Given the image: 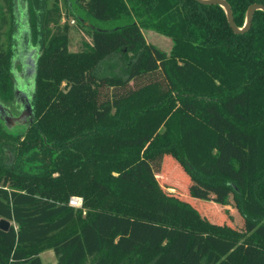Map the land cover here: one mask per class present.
I'll list each match as a JSON object with an SVG mask.
<instances>
[{
    "label": "trees",
    "instance_id": "obj_1",
    "mask_svg": "<svg viewBox=\"0 0 264 264\" xmlns=\"http://www.w3.org/2000/svg\"><path fill=\"white\" fill-rule=\"evenodd\" d=\"M226 1L238 28L253 4L264 5ZM65 4L95 44L69 49L60 0H0V102L13 119L0 115V220L12 223L0 229V264H43L48 248L55 264H264V10L236 32L220 4L200 0ZM23 14L38 49L27 114L14 73ZM140 30L170 37L171 50L140 42ZM234 102L244 116L228 109ZM186 104L214 108L233 128L231 142L245 139L244 182L217 157L218 129ZM162 120L147 144L131 143L142 124ZM168 155L193 180L231 191L247 233L160 185L152 204L96 183L116 186L115 173L142 159L160 173Z\"/></svg>",
    "mask_w": 264,
    "mask_h": 264
},
{
    "label": "rangeland",
    "instance_id": "obj_2",
    "mask_svg": "<svg viewBox=\"0 0 264 264\" xmlns=\"http://www.w3.org/2000/svg\"><path fill=\"white\" fill-rule=\"evenodd\" d=\"M69 5H72L73 0H67ZM21 2V0H19ZM63 17L61 24L65 23L70 26V46L71 51H78L88 44H95V37L89 34L86 28L81 27L78 21L68 15V9L65 4V0H60ZM75 11L80 15L81 20L87 22V16L78 7H73ZM22 12V9L20 10ZM21 17V18H20ZM22 20L19 33L17 34V54L15 64V76H16V93L17 98L23 103L25 109L24 113H30L31 111V96L34 87V67L33 63L38 57V49L30 44L27 37V29L25 25L26 15L20 16ZM95 25L96 22L90 21ZM9 31V27L6 28ZM8 31L6 33H8ZM139 36L140 42L150 43L162 50L169 52L172 47V40L170 37L159 34L153 30H140ZM3 42L8 43L7 35L3 36ZM117 45V43H116ZM111 49V46L106 47ZM66 87V84H63ZM234 102L228 108L232 113L235 112L236 104ZM1 104V103H0ZM2 105V104H1ZM184 104H182L183 106ZM190 112L198 115L199 117L207 120L211 125L218 129L221 141L217 151V157H220V163L225 161L230 166V170L235 174L241 182H244V174L242 170V159L244 157L245 139L239 137L236 143L233 144L231 139L234 133L233 128L227 125L223 119L216 113L215 109H199L198 107L190 104L184 106ZM5 106H0V115L3 120L11 125L12 122L4 118L8 115L5 112ZM237 116H244L243 113L235 112ZM10 116V115H8ZM25 126L29 122V118H24L21 121ZM164 120L153 124H142L135 133L140 134V137L131 143H143L147 144L154 134L163 128ZM228 143V144H227ZM222 155H221V154ZM220 154V155H219ZM213 161L211 159L208 163V168H213ZM233 166V169L231 168ZM120 177V181L116 186L107 184L105 182L97 180L96 183L101 189L114 192L125 197L135 199L141 202L154 204L157 200L156 185H160L164 191L176 195L182 199H186L192 202L202 213L203 216L210 218L212 222L218 224H227L233 228L239 229L242 232L247 233L245 229V220L240 214L236 202L233 197V193L226 188H215L205 184H201L192 178L183 170L181 165L171 156H166L162 171L156 173L153 171L150 164L142 159L134 167L127 170L124 173H115ZM216 196V197H214ZM43 264H55L57 262V256L53 249L48 248L41 253Z\"/></svg>",
    "mask_w": 264,
    "mask_h": 264
},
{
    "label": "water",
    "instance_id": "obj_3",
    "mask_svg": "<svg viewBox=\"0 0 264 264\" xmlns=\"http://www.w3.org/2000/svg\"><path fill=\"white\" fill-rule=\"evenodd\" d=\"M200 1H202V2H204V3L220 4V5L226 10V13H227L228 18H229L230 23H231V26L233 27V29H234L236 32H244V31H246V30L250 27V25H251V22H252V19H253V15H254L255 11H256V10H264V5H262V4H257V3L253 4V5L250 7V9H249V11H248V13H247L246 23H245L244 27H242V28H238V27L235 25V23H234V19H233V15H232L231 7H230V5L227 3L226 0H200ZM33 67H34V73H35V71H36V60H35L34 63H33ZM16 82H17V81H16ZM16 84H17V83H16ZM16 95H18V93H16ZM31 97H32V96H31ZM0 103H1V102H0ZM1 104H2V103H1ZM1 104H0V106L3 107L4 105H3V104L1 105ZM5 112H7V109H6V108H5ZM30 112H31V111H30ZM7 114L10 115L8 112H7ZM8 115H5L4 118H5L6 120H9V119H10V121L13 122V119H12L11 115H10V116H8ZM11 224H12V223H11L9 220H7V219H5V218H2V219L0 220V229H2V230H4V231H7V230L10 228Z\"/></svg>",
    "mask_w": 264,
    "mask_h": 264
},
{
    "label": "built area",
    "instance_id": "obj_4",
    "mask_svg": "<svg viewBox=\"0 0 264 264\" xmlns=\"http://www.w3.org/2000/svg\"><path fill=\"white\" fill-rule=\"evenodd\" d=\"M69 203L73 207L80 208L83 205V198L80 196H72Z\"/></svg>",
    "mask_w": 264,
    "mask_h": 264
},
{
    "label": "flooded vegetation",
    "instance_id": "obj_5",
    "mask_svg": "<svg viewBox=\"0 0 264 264\" xmlns=\"http://www.w3.org/2000/svg\"><path fill=\"white\" fill-rule=\"evenodd\" d=\"M18 47V46H17Z\"/></svg>",
    "mask_w": 264,
    "mask_h": 264
}]
</instances>
